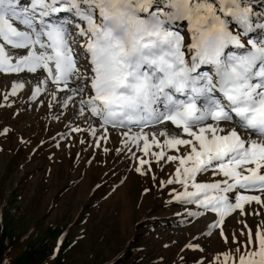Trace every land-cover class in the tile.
<instances>
[{"label": "snow or ice", "instance_id": "snow-or-ice-1", "mask_svg": "<svg viewBox=\"0 0 264 264\" xmlns=\"http://www.w3.org/2000/svg\"><path fill=\"white\" fill-rule=\"evenodd\" d=\"M185 21L186 33L175 30ZM21 73L37 81L33 100L48 92L49 106L68 108L81 97L79 117L95 118L101 140L128 129L119 151L141 175L151 161L132 148L176 162L167 181L183 188L176 200L203 210L193 216L214 213L221 235L226 216L264 207V18L242 0H0V74ZM209 172L220 179L197 182ZM243 249L217 264H264V228L249 229Z\"/></svg>", "mask_w": 264, "mask_h": 264}, {"label": "rangeland", "instance_id": "rangeland-1", "mask_svg": "<svg viewBox=\"0 0 264 264\" xmlns=\"http://www.w3.org/2000/svg\"><path fill=\"white\" fill-rule=\"evenodd\" d=\"M176 30L186 33V21ZM82 43L74 46L77 56ZM80 63L86 61L81 57ZM32 76L0 74V234L10 244L8 264H110L132 245L140 247V264H217L226 254L238 260L248 230L255 234L264 228V207L253 203L244 214L226 216L221 235V227H211L218 219L214 213L193 216L203 210L176 200L182 186L167 184L176 162L157 163L132 148L136 157L151 161V170L141 175L139 160L119 151L128 129L109 128L106 142L101 140L104 129L95 118L79 117L81 97L68 108L59 101L49 106L48 92L33 100L37 81ZM17 82L25 87L12 96ZM90 126L97 129L95 137ZM218 179L209 172L197 182Z\"/></svg>", "mask_w": 264, "mask_h": 264}, {"label": "trees", "instance_id": "trees-1", "mask_svg": "<svg viewBox=\"0 0 264 264\" xmlns=\"http://www.w3.org/2000/svg\"><path fill=\"white\" fill-rule=\"evenodd\" d=\"M242 2L244 5L251 8L254 14H258L257 12H259L262 15H264V0H242ZM162 7L163 5H161L160 7H156L153 9V11H160ZM179 24H181V22H177L175 26V30L177 29V26ZM161 222H164V221H161ZM143 227H148V225L147 224L143 225L142 229ZM6 238H7L6 234H3V233L0 234V264H8V260H9L8 250H9L10 244L9 243L6 244V240H7ZM137 251H140V247L136 245H132L128 248V250L121 257H119L115 262H112L110 264H132V263L140 264L138 263V259L142 257L138 258L139 255L136 254L138 253ZM60 260L61 259H59V261ZM35 262L36 261H32L31 264Z\"/></svg>", "mask_w": 264, "mask_h": 264}, {"label": "bare ground", "instance_id": "bare-ground-1", "mask_svg": "<svg viewBox=\"0 0 264 264\" xmlns=\"http://www.w3.org/2000/svg\"><path fill=\"white\" fill-rule=\"evenodd\" d=\"M169 127H170V125H169ZM164 128V126L163 127H161V128H159V129H163ZM154 130V129H153Z\"/></svg>", "mask_w": 264, "mask_h": 264}]
</instances>
